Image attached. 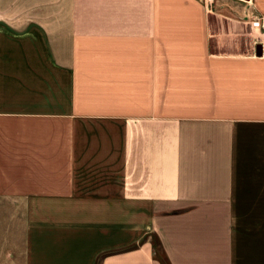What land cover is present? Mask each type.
<instances>
[{
    "label": "crops",
    "instance_id": "1",
    "mask_svg": "<svg viewBox=\"0 0 264 264\" xmlns=\"http://www.w3.org/2000/svg\"><path fill=\"white\" fill-rule=\"evenodd\" d=\"M264 0H0V264H264Z\"/></svg>",
    "mask_w": 264,
    "mask_h": 264
},
{
    "label": "rangeland",
    "instance_id": "2",
    "mask_svg": "<svg viewBox=\"0 0 264 264\" xmlns=\"http://www.w3.org/2000/svg\"><path fill=\"white\" fill-rule=\"evenodd\" d=\"M261 44H264V43H260V46L262 47ZM151 239L153 241L156 240V238L154 237V235H151ZM155 255H156V258L158 260L163 261V254H162V251L159 248L156 250V254ZM8 264H22V261H9Z\"/></svg>",
    "mask_w": 264,
    "mask_h": 264
},
{
    "label": "trees",
    "instance_id": "3",
    "mask_svg": "<svg viewBox=\"0 0 264 264\" xmlns=\"http://www.w3.org/2000/svg\"><path fill=\"white\" fill-rule=\"evenodd\" d=\"M154 237L156 238V236H154ZM152 246H153V249H154V253H155V254H156V250H157L158 248L162 251V249L160 248L159 241H158L157 238H156L155 241L152 240ZM162 254H163V251H162ZM166 261H167V259H166L165 255L163 254V261H162L163 264H167Z\"/></svg>",
    "mask_w": 264,
    "mask_h": 264
},
{
    "label": "water",
    "instance_id": "4",
    "mask_svg": "<svg viewBox=\"0 0 264 264\" xmlns=\"http://www.w3.org/2000/svg\"><path fill=\"white\" fill-rule=\"evenodd\" d=\"M260 50H261V46H260V44H258L257 46H256V53L259 55L260 54Z\"/></svg>",
    "mask_w": 264,
    "mask_h": 264
}]
</instances>
